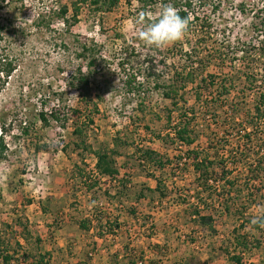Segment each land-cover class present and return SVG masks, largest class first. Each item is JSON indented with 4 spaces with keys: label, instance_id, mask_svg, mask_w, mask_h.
I'll list each match as a JSON object with an SVG mask.
<instances>
[{
    "label": "rangeland",
    "instance_id": "obj_1",
    "mask_svg": "<svg viewBox=\"0 0 264 264\" xmlns=\"http://www.w3.org/2000/svg\"><path fill=\"white\" fill-rule=\"evenodd\" d=\"M23 2L21 8L18 5L19 8L13 9L17 7L14 4L0 10V20L9 17L14 25L10 33L0 37L1 62L11 59L15 66L8 77L0 73V126L4 123L8 145L7 156L0 161V228L7 232L15 251V263L35 264L32 255L43 253L48 260L42 264H235L230 259L232 255L240 256L241 264H264V223L258 227L251 224L254 217L264 215V191H254L257 186L254 180L247 184L255 192L253 196L248 195L246 188L242 189L248 180L261 177L260 170L255 171V159L260 156L264 163V150L258 155L251 152L254 149L251 143L256 141L255 131L246 146L247 161L234 167L230 156L223 155V162L232 167L229 179L240 187L242 201H236L235 205L232 202L227 212L219 204L222 198L213 196V201H207L212 206L201 213L213 215L214 232L190 214L189 205L197 202L195 195L199 192L205 196L194 181L192 161L184 158L183 152L188 147L178 143V147L167 146L158 138L169 131L179 116V110L163 97L162 90L170 83L174 71L190 65L184 51L194 47L191 31L174 44L156 48L155 73L159 75L160 88L150 82L143 85L140 95H127L120 80V59L129 57L125 61L126 72L132 71L131 66L134 71H144L140 67L142 60H133L129 54L131 49L126 53L124 48L130 45L140 53L149 48L138 38L141 17L135 0H119L111 11L100 14L84 9L78 23L69 29H65L58 17V10L66 0ZM262 4L264 0H194L195 10L199 15L209 16L217 33L197 51L203 54L219 46L226 47L227 54L225 64H209L202 76L216 75L218 83L225 80V87L231 78L235 87L229 95L218 97V91L223 88L218 90L195 80L187 85L185 93L179 92L182 94L178 100L180 110L192 107L196 113L194 125L200 135L191 148L200 157L213 153L214 149L220 153L240 150L238 145L245 128L231 122L230 117L238 111L251 115L264 94V57H259L257 49L251 50L257 47L258 41L264 42V30L257 31L259 23L252 16V10ZM47 22H50L48 27ZM89 42L99 48L96 55L100 57V71L89 87L95 105H92L94 122L87 139L93 148L103 146L118 151L116 164L120 172L114 181L100 177L94 169L95 158L89 153L81 156L73 144L72 130L75 124L81 125L86 110L78 91L70 88L67 81L77 66L86 71V61L75 54L80 52L83 43ZM227 45L230 46L227 48ZM241 49L245 51L240 52ZM251 73L256 78L252 86L246 82V75ZM138 78L141 81L143 77ZM200 86L209 88L199 91L201 98L197 102L194 91ZM216 98L219 108L205 111L202 106L205 101L212 104ZM40 111L47 114V125H42L37 118ZM51 112L57 118L50 117ZM244 120L247 121L239 114L235 116L236 123ZM262 124L259 134L264 131ZM244 126L245 132L252 131L246 123ZM136 147L151 148L170 158L179 155L181 159L173 160L164 169L153 168L138 159ZM215 167L221 169L217 163ZM77 168L83 170L85 177L97 181L94 189L84 188L76 174ZM249 169L253 172H248ZM149 173L163 181L165 198L158 199V192L146 191L156 185ZM128 182L130 196L127 192L121 196L122 205L116 202L109 206V200L100 199L104 191L114 194L115 190H122L121 183ZM139 189L146 191L149 198L136 201ZM184 198L187 203L183 202ZM99 201L107 203L110 209L107 211L113 214H118L119 208L135 210V219L117 236V241L113 238L115 234L104 239L102 233L86 234L74 224L84 220V215L96 212L101 215L105 204L98 205ZM241 203H249L247 209L240 211ZM94 206L98 211H94ZM69 215L74 217L71 222ZM21 225L28 228L27 238L22 234ZM62 228L61 233L68 229L69 235L65 240H58L55 233ZM241 235L248 238L237 245L234 237ZM16 240L20 241L21 248L15 246Z\"/></svg>",
    "mask_w": 264,
    "mask_h": 264
},
{
    "label": "trees",
    "instance_id": "obj_2",
    "mask_svg": "<svg viewBox=\"0 0 264 264\" xmlns=\"http://www.w3.org/2000/svg\"><path fill=\"white\" fill-rule=\"evenodd\" d=\"M129 1V0H128ZM138 3V10L139 15L141 19H151L153 14L155 12L159 11L161 3H171L172 6L177 10L178 14L182 17H185L189 20V26L188 30H190L192 33V37L194 39V47L190 49L189 52L184 51L188 57L189 60V66H183L180 71L176 70L171 75L170 83L166 84L163 87L162 95L164 98L168 99L170 101L171 106L175 110H179V116L177 119V122L169 128V131L162 137H158L165 145L167 146H175L178 143V146H186L188 147L186 151L183 152L185 160L192 161V165L194 168V181L196 182L197 188H200L201 194L204 193V198L199 195V192L195 195L197 202L195 204H190L189 208H192L191 215L196 218L197 221L203 227H206L208 230L214 232V229L212 227L213 215L211 213H201V210L204 212L208 208V206H212V203H208L207 201L210 200L213 201V196H217L219 198H222L223 201H220V206L224 209L225 212L230 211L231 206L236 204V201H242L241 199V189L240 187H237V185L230 181L229 175L232 173V167H229L227 163L223 162V155L225 158H228V155L230 156L229 159L233 160L231 161L234 167H237L238 165L244 163L249 159L248 149H246V146L248 143H251L250 137L252 133L254 132V135L256 136V141L251 143L253 145V150L251 152L255 153V155L260 154L264 150V131H262L259 134L260 130V124L261 122L264 123V108L261 106L264 105V94L260 96L259 102L257 105H255L253 113L251 115L246 114L242 111H238L237 113L234 112L232 116L230 117L231 122L234 124H237L239 127H246L244 124L246 123L248 126H250L252 131L245 132V135H242V141L239 143L240 150L238 151H230L228 153L227 150L223 152H219L218 150L214 149L213 153L205 154L200 157V153L196 152L195 149L193 150L191 146L195 144L197 139L199 138V131L198 128L194 125L195 120V110L194 108H188L185 110H180V107H178V100L180 96H182L183 93H185V89L188 84L195 82V80H199L200 83H208L209 86L216 87V89L223 88V91H218V97L223 95H229L231 90L235 88L233 86V80L230 78L228 80V86L225 87V83L223 79L217 82L216 75L213 74H207L208 78L205 76L203 77L202 74H204V70L208 67L209 64L215 63H224L227 58V54L224 52V48L226 47H219L214 46V48L208 52L205 53H199L197 49H199V46L202 44H207L208 40H213L214 34H217L216 31L213 28L211 19L209 16L203 14L199 15V13L195 10L193 4L194 0H135ZM119 0H66V3L62 5L61 8L58 10L59 18L62 20V24L65 26V29H69L79 21V16L82 13L84 9L89 10L90 12H94L95 14L105 13L111 11L117 4ZM16 4L17 7H12L13 9L20 8L24 6L23 0H0V10L6 6L11 7L12 5ZM130 4V3H129ZM252 8H255L252 6ZM241 11H243V8H240ZM70 11V15L68 16V13ZM50 13H47V16L49 17ZM252 16L254 21L256 20L259 23V27H256L257 31H260L261 29L264 30V4H262L261 7H258L255 10H252ZM38 18L43 19V15L38 14ZM50 20V19H49ZM37 26H40L41 24H36ZM44 25V24H43ZM50 25V22L45 23V26L48 27ZM191 26H193V30L191 29ZM14 29L13 21L11 18L6 17L4 19L0 20V37L3 35V33H10ZM216 43V42H215ZM230 45H227V48ZM124 48V47H123ZM97 44L96 43H83L81 46V50L79 53L75 54L76 57L82 58L86 61V71H82V66L79 65L76 67V69L69 75L67 84L70 88L77 90L78 94L80 95V98L82 99L81 103L84 106L86 113L83 117V121L81 125L75 124L73 130H72V136L74 137L73 144L76 150L80 151L79 154L83 156V153H89L95 158L94 163V169L97 172V174L101 176L109 177L110 179H113L117 177L120 170L117 167V161L116 157L119 156V153L114 148H107V147H98L93 148L91 144L88 143L87 139V133L89 130V127L93 125L94 119L93 115L91 114L92 111V105H95L94 101H92V97L90 96V85L93 81H95V76L100 71L98 60L100 59L99 55H96L97 53ZM130 50L129 54L133 57V60H142V65L140 66L144 73H140V69H137L136 71L133 70V66H131L132 71L126 72L125 70V61H128L129 57L127 55L126 59H120L119 61V69L122 71L121 73V82L122 87L124 88V91L127 95H133L137 94L140 95V92L142 91V87L144 84H148L150 82H153V85L155 88H160V85H158L157 80L158 76L155 71L156 69V61L154 59V56L156 55L158 49L156 48H148L145 53H140L136 51L135 47L133 46H125L124 50L126 53H128V50ZM257 49L259 57H264V42L258 41V45L256 48H251V50ZM245 50L241 49L240 52H244ZM182 52V49H181ZM199 53V54H197ZM248 51L246 52V54ZM140 57L142 59H140ZM139 67V68H140ZM15 70V66L13 64V60L6 59L3 63L0 60V73H4L6 77L10 76V74ZM140 74V75H139ZM142 74V75H141ZM138 76H142V80L140 81ZM255 74L251 73L250 75H246V82H248V85L252 86L253 83L256 81V78L254 77ZM208 80V81H207ZM221 86V87H220ZM196 88V87H195ZM204 87L201 88L198 87L196 91H194V100L197 102H200L201 94L200 90H202ZM209 88V87H205ZM204 88V89H205ZM182 92L180 94L179 92ZM99 98V97H98ZM217 104V98L212 101V104H209L207 101H205L203 108L205 111H216L219 107ZM91 105V109H90ZM74 112L79 115V110H74ZM171 112V110L169 111ZM239 114L241 117L247 119L243 122L236 123L235 116ZM46 113L44 111H40L37 115V118L41 121L42 125H47L49 122L48 118L46 117ZM53 118H57L55 114H52L51 116ZM168 122L170 123V117L168 116ZM262 128L264 130V124H262ZM26 131V130H25ZM7 130L4 127V123L0 126V161L4 160L8 153V145L5 141V135ZM244 136V137H243ZM250 141V142H249ZM177 145L175 147H178ZM226 146V145H223ZM224 148V147H223ZM222 148V150H223ZM237 148V147H236ZM252 149V148H251ZM134 152L137 154L138 159L145 164L150 165L153 168L158 169H164L166 166H169L172 164L173 160L175 159H181V156L176 155L175 157H169L167 155H163L156 150H153L151 148H141L136 147ZM239 152V153H238ZM238 153V154H237ZM233 158V159H232ZM247 158V159H246ZM256 169L255 171L258 173L260 170L261 177H257L254 179H250L247 181V183L242 187V189L246 188L248 195L253 196L255 192H260V190L264 191V170L263 167L264 163L262 159H260V156L256 157ZM246 159V160H245ZM227 160V159H226ZM218 164L221 169H216L215 164ZM76 174L78 177L82 180V184L84 188L91 191L94 189L97 185V181H93L92 177H85L83 170L80 168L76 169ZM248 172H253L252 169H249ZM149 176H152L155 181L156 185L152 188H146V191L148 192H158V199L165 198L167 196V191L164 189L163 181L155 177L154 174H150ZM88 180H91L88 182ZM257 182V186L255 188V192L252 191L251 187H247V184L250 181ZM121 188L124 189V183H121ZM163 186V189L161 187ZM167 188V187H166ZM145 190V189H144ZM143 191V189H139L138 193L135 196V200L139 201L141 198H149L148 194H146ZM124 191H116L115 197H119L122 195ZM234 192V197H232ZM253 192V193H252ZM203 195V194H202ZM230 198V199H229ZM158 199L156 202H158ZM155 202V201H154ZM183 202H186V198L183 199ZM233 202V204H232ZM187 203V202H186ZM200 204L202 207H200ZM232 204V205H230ZM240 211L247 209V206L249 203H241ZM133 213V209L131 210ZM97 214V212H96ZM97 217V216H96ZM84 221V222H82ZM79 221V228L80 229H88L86 225V221L82 220ZM211 223V224H210ZM263 224V223H262ZM260 224V225H262ZM256 225V227L260 226ZM112 226L117 227L116 223H113ZM12 228V226H9ZM22 227V234L24 235V238H27L29 235V231L26 225H21ZM100 234V233H98ZM248 238L247 236L241 235V236H235L234 239L236 240V244L240 245L243 244L242 241ZM36 241H39V239H36ZM15 246L21 248V243L19 240H16ZM245 246V244H244ZM12 250V251H11ZM15 251L11 247V243L9 240V237L7 235V232L1 230L0 228V264H16L14 261V255ZM46 255L43 253H38L35 255H32V258L34 259L35 264H42V262L47 261ZM230 259L235 262V264H241V257L238 255H232L230 256ZM19 264V263H18ZM248 264H257L254 262H249Z\"/></svg>",
    "mask_w": 264,
    "mask_h": 264
},
{
    "label": "clouds",
    "instance_id": "obj_3",
    "mask_svg": "<svg viewBox=\"0 0 264 264\" xmlns=\"http://www.w3.org/2000/svg\"><path fill=\"white\" fill-rule=\"evenodd\" d=\"M138 38L150 48H163L180 41L188 31L189 20L178 14L171 3H161L151 19L138 21ZM264 223V215L254 217L251 224Z\"/></svg>",
    "mask_w": 264,
    "mask_h": 264
},
{
    "label": "crops",
    "instance_id": "obj_4",
    "mask_svg": "<svg viewBox=\"0 0 264 264\" xmlns=\"http://www.w3.org/2000/svg\"><path fill=\"white\" fill-rule=\"evenodd\" d=\"M106 178H109V177H106ZM101 179H103V178H101ZM111 180L114 181V180H116V178H113ZM130 186H131V183L128 182L127 185L124 183V187L125 188L122 189L124 191L122 195H125L126 194L125 192H127L126 195L130 196V190H131ZM151 187H152V185H151ZM115 188L119 189V187H115ZM115 191H120V190H115ZM109 195H111V197H109ZM114 195H115V193L113 194L110 191L109 192L108 191L107 192L104 191V193L102 194V197L100 199L101 200H106V199L109 200L108 201L109 202L108 203L109 206L114 205L116 202H118L120 205H122V203H123V200H122V197H121L122 195L120 197H115ZM108 198H110V199H108ZM141 199L145 200L146 198L145 199L141 198ZM101 204H105V207H103L101 209L102 211L99 210L101 212V215L98 212H97V214L95 213L93 215H92V213H90V215H88V216L84 215V216H86L84 220L86 221V225L88 227L87 230L79 228V221H81L80 219H79V221H77V223L74 222V224L76 225V228L78 230H80L81 232H84L86 234L87 233H92V232L102 233L104 239L106 237L111 236V234H115L114 236H116V237H113V236H111V237H113L114 240L117 241L118 240L117 236H119L121 234V232H123L122 230H124V228L126 229V227L130 226L131 225V221H133L135 219V216H136V214H134L135 210H133L134 212L132 213L131 212L132 207L128 208L127 210L119 208V210H118L119 213L118 214H113V213L109 212L110 209L107 208L108 207L107 203H105V202L102 203V202L99 201L98 205H101ZM94 208L96 209V206H94ZM107 210H109V211H107ZM94 211H98V210L96 209ZM69 216H70L69 218H71L70 222L72 220H74V217H72L71 215H69ZM82 222H84V221H82ZM113 223H116L117 227L112 226ZM67 226H69V225H67ZM106 226L109 227V228L113 227L112 231L105 230L107 228ZM62 230H64V228L56 230L57 233H55V235L57 234L58 240L61 239V238L65 240L67 238V237L65 238V236L69 235V233L67 232L68 229H65V231H63V233H61ZM114 230H115V232H114ZM107 234H110V235H107ZM81 236H83V235H81ZM57 237H54V238H57ZM98 237L99 238H97V239H100V236H98Z\"/></svg>",
    "mask_w": 264,
    "mask_h": 264
}]
</instances>
